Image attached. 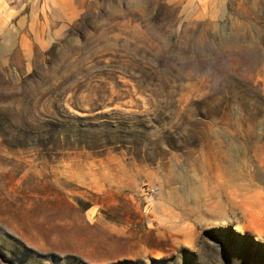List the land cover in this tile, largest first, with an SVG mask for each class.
<instances>
[{"label":"rangeland","instance_id":"1","mask_svg":"<svg viewBox=\"0 0 264 264\" xmlns=\"http://www.w3.org/2000/svg\"><path fill=\"white\" fill-rule=\"evenodd\" d=\"M0 264H264V0H0Z\"/></svg>","mask_w":264,"mask_h":264},{"label":"water","instance_id":"2","mask_svg":"<svg viewBox=\"0 0 264 264\" xmlns=\"http://www.w3.org/2000/svg\"><path fill=\"white\" fill-rule=\"evenodd\" d=\"M97 209V208H96ZM90 210V209H89ZM88 214V213H87ZM95 214V213H94Z\"/></svg>","mask_w":264,"mask_h":264}]
</instances>
